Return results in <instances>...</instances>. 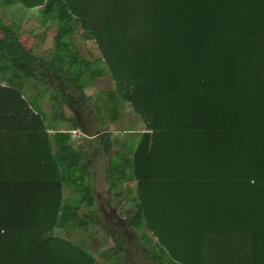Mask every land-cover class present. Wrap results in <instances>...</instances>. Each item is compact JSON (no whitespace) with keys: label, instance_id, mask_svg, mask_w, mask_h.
<instances>
[{"label":"trees","instance_id":"16d2710c","mask_svg":"<svg viewBox=\"0 0 264 264\" xmlns=\"http://www.w3.org/2000/svg\"><path fill=\"white\" fill-rule=\"evenodd\" d=\"M9 9L56 29L41 58L32 32L0 20V264H98L57 234L100 226L96 160L117 197L133 194L127 225L152 264H264V0H0ZM104 68L107 98L85 96ZM85 112L94 124L128 113L131 137L90 134ZM72 131L88 141L75 148Z\"/></svg>","mask_w":264,"mask_h":264},{"label":"rangeland","instance_id":"374dc122","mask_svg":"<svg viewBox=\"0 0 264 264\" xmlns=\"http://www.w3.org/2000/svg\"><path fill=\"white\" fill-rule=\"evenodd\" d=\"M19 17L20 14L18 12L15 13L9 9L0 15V20L2 22H6V24L14 22L21 28V30L24 28L25 31L27 30L32 32L33 39L31 41V45L34 54L41 58H47L51 55V52L54 50L53 32L56 29V26L53 24H43L41 22L42 19L39 15V11L37 10L26 11L21 18ZM1 36L2 35L0 33V37ZM72 41L80 56L84 57L93 64L91 68L99 70L101 65L94 62L95 57L98 56L94 43L87 42L86 38L83 37L79 31L76 32L75 39ZM101 76L102 77L92 80L91 85L84 89L83 94H85V96L90 95L95 99L99 96L101 101H103V98H107L105 92L113 89V83L109 79V75L107 74L105 68ZM52 78L56 84L59 83L55 79L54 75H52ZM84 80L86 82V78ZM43 90L45 91V88ZM39 91L40 87L34 88L33 84H28L25 85L23 93L26 100L32 103L33 107L37 109V112L40 114L44 111L48 113L51 110V101L48 100L47 96L45 98L42 96L38 97ZM105 104L107 105V102H105ZM62 111L64 119L71 118L74 114L72 109L64 104L62 105ZM97 116L98 117L95 120L97 121V124H94L92 117L87 112L83 114L82 125L92 126L90 134L96 129L105 127L109 128V130L113 133L112 138H115L116 136L122 142L127 141L126 137H131V135L122 131V129L125 130V127L133 126V119L128 113L122 114L120 116L121 120L116 124H112L110 122V118L107 113H104L103 116ZM60 128H70V124L61 123ZM142 128L143 127L141 126L140 129ZM81 136L82 135L79 131L71 132L72 145L75 148H80L82 143V145H84L86 143L85 141H88V136H84L86 139ZM93 146H96V143H88V148H90L88 151L90 153ZM115 149L116 147L114 146L109 149V157L113 156ZM97 152H101L99 148L97 149ZM106 163L107 162L101 163L96 160L94 161V164L92 163L93 165L90 169L92 185L99 205L98 208H100L98 213L100 226L90 225L87 228L83 227L71 230L67 233H65L64 230H59L57 231V234L61 237H66L74 245L90 252L98 264H116L118 262L119 264H152L151 260L145 256V253H143L145 244L143 240L140 239L142 233L132 230L127 225V220L130 216L128 211L134 210L133 205H131L129 201L127 202V200L131 198L133 194L129 193V195L122 193L119 197L116 196V190L110 189L106 178ZM112 181L118 182V179L114 178ZM124 185L125 184L123 183L121 186ZM110 199L112 202H110ZM115 246H119L121 251L115 250L113 253L111 249Z\"/></svg>","mask_w":264,"mask_h":264}]
</instances>
